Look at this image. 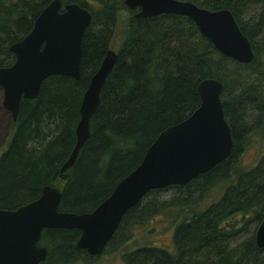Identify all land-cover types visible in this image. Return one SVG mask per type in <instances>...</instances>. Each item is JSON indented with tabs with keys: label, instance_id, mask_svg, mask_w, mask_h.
<instances>
[{
	"label": "trees",
	"instance_id": "obj_1",
	"mask_svg": "<svg viewBox=\"0 0 264 264\" xmlns=\"http://www.w3.org/2000/svg\"><path fill=\"white\" fill-rule=\"evenodd\" d=\"M49 1L0 0V66L14 61L9 44L30 30ZM62 1H76L91 12L81 40L80 75H50L37 96L20 100L0 155V208H15L37 198L43 185L60 183L59 210H91L139 163L161 129L195 109L198 81L216 77L223 84L230 155L185 184L147 191L124 213L102 253L127 245L134 227L143 230L156 218L170 230V240L133 239L131 248L120 253L123 264H264V247L254 243L264 216V0H190L231 11L254 50L249 63L223 55L182 14L129 16L89 120L90 136L73 165L60 173L75 140L89 77L111 48L117 13L128 10L123 0ZM254 136L261 152L244 166L241 154ZM79 233L77 228H44L39 243L48 253L40 264L89 262L102 254L79 248Z\"/></svg>",
	"mask_w": 264,
	"mask_h": 264
},
{
	"label": "water",
	"instance_id": "obj_2",
	"mask_svg": "<svg viewBox=\"0 0 264 264\" xmlns=\"http://www.w3.org/2000/svg\"><path fill=\"white\" fill-rule=\"evenodd\" d=\"M123 3L128 9L138 8L134 17L174 13L191 18L199 32L234 61L249 63L255 56L249 38L226 7L209 9L190 0H123ZM90 19V10L76 1L50 0L36 15L30 30L9 44L14 61L0 66V87L2 105L12 119L17 117L22 97L37 96L44 78L55 74L79 78L81 40ZM103 55L80 99L75 140L59 166L60 173L73 165L90 136L89 120L100 103L101 86L118 56L112 47ZM196 85L200 101L195 109L183 120L161 129L139 163L118 179L110 193L91 210H59L61 187L49 183L42 186L37 198L15 208H0V264H39L48 253L39 238L42 230L50 227L79 229L76 245L97 256L124 213L147 191L185 184L228 157L233 141L220 96L223 84L216 77L206 76ZM255 231L254 243L264 247V216Z\"/></svg>",
	"mask_w": 264,
	"mask_h": 264
},
{
	"label": "rangeland",
	"instance_id": "obj_3",
	"mask_svg": "<svg viewBox=\"0 0 264 264\" xmlns=\"http://www.w3.org/2000/svg\"><path fill=\"white\" fill-rule=\"evenodd\" d=\"M129 15V11L124 8H122L117 13V22L114 29L115 32L111 42V47L114 49H116L118 46V41L122 33V29L126 26ZM2 97L3 93L2 88L0 87V155L9 141L7 125L11 117L8 110L4 107V105H2ZM260 149L261 144L259 143L258 138L254 136L252 138V144L249 145L241 154L240 163L244 166H249L250 164H252L251 162L253 161V158L261 152ZM58 187H61L60 183L58 184ZM145 225L146 226H144L145 228H143V230L138 227H134L132 229L133 233L131 235V238H138L140 239V241H142L143 239H158V241L162 240L163 243L168 242L170 240V230L165 229L156 218H152V220L145 223ZM148 228L154 230L151 235H148V233H146V230ZM133 239L130 240V243H128L127 245L117 248L118 250H112V248L110 247L111 249L108 248L107 251H105L101 255H98L96 258H88L89 262H83L80 260L76 264H123V260H121L120 253L125 250V247L131 248V242L134 241ZM155 243L156 242H154L153 244H158Z\"/></svg>",
	"mask_w": 264,
	"mask_h": 264
},
{
	"label": "flooded vegetation",
	"instance_id": "obj_4",
	"mask_svg": "<svg viewBox=\"0 0 264 264\" xmlns=\"http://www.w3.org/2000/svg\"><path fill=\"white\" fill-rule=\"evenodd\" d=\"M64 2V1H63ZM137 9L138 8H133L132 10L131 9H128V11H129V13H130V15L129 16H133V13L135 12V11H137ZM132 11V12H131ZM104 251V250H103ZM40 264V263H39Z\"/></svg>",
	"mask_w": 264,
	"mask_h": 264
}]
</instances>
